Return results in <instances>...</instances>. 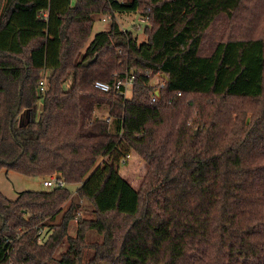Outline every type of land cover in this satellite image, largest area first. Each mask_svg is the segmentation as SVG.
I'll return each instance as SVG.
<instances>
[{
	"label": "trees",
	"instance_id": "16d2710c",
	"mask_svg": "<svg viewBox=\"0 0 264 264\" xmlns=\"http://www.w3.org/2000/svg\"><path fill=\"white\" fill-rule=\"evenodd\" d=\"M129 76V97L94 87ZM1 169L65 185L0 191V264H264V0H0Z\"/></svg>",
	"mask_w": 264,
	"mask_h": 264
},
{
	"label": "rangeland",
	"instance_id": "374dc122",
	"mask_svg": "<svg viewBox=\"0 0 264 264\" xmlns=\"http://www.w3.org/2000/svg\"><path fill=\"white\" fill-rule=\"evenodd\" d=\"M75 0H72V3L74 4ZM116 19L119 23V25L124 29H130L133 30L134 35L137 37L138 42H143L146 40V34L144 33L143 29H134L135 25H139V27H143L145 25V22L141 20V17L138 12L130 11V12H117ZM93 26L92 30L89 36L88 41H90L94 35L102 30H105L109 27L110 19L108 16L103 15H93ZM214 35L212 36L210 34L209 40L210 42L214 39ZM47 76L48 72L44 71L42 73V77L46 83L47 87ZM162 77H158V75H154L151 78L150 84L154 87V91L158 88V83L160 82V79ZM46 89V88H45ZM126 95L129 97L131 95V91L128 90ZM20 124H24L29 119L28 111L23 110L20 114ZM197 130L195 131V133ZM147 164L146 162L138 156L134 151H129V156L127 157V160L124 164L119 165V172L120 174L126 178V180L131 184L133 188H138L139 184L146 172ZM50 176V175H48ZM47 177V176H45ZM45 177H29L25 176L23 174H20L18 172L12 171V170H6L1 169L0 170V191L10 200H14L17 197V194L24 190H34V191H40V190H49L51 187L44 186L42 184V180ZM78 184H68L67 187L73 192V198H77L75 195V189L77 188ZM78 199V198H77ZM81 207L77 213V217H86L90 218L93 217L92 212V206L88 201L85 200H79ZM68 203V202H67ZM67 203L65 202L63 204L64 207H66ZM60 219V215L55 216V222ZM78 219V218H76ZM76 219H72L69 223V233L74 234L75 233V227H76ZM91 238H98L99 240L101 237H97L94 233L91 232L90 234ZM38 239V237H37ZM66 243H62L58 250L56 251L55 255L58 256L59 253L63 252L66 249ZM88 257L87 254L84 256L83 263L87 261Z\"/></svg>",
	"mask_w": 264,
	"mask_h": 264
},
{
	"label": "built area",
	"instance_id": "2783aa9c",
	"mask_svg": "<svg viewBox=\"0 0 264 264\" xmlns=\"http://www.w3.org/2000/svg\"><path fill=\"white\" fill-rule=\"evenodd\" d=\"M158 77H162L161 76V73H158L157 74ZM133 77L132 76H129L127 78H120V79H117L113 82H105V81H101V80H96L94 82V87L100 91H110V90H115L117 91L118 93H122L124 96L127 97L126 93L128 90H131V87H132V84H133ZM166 80L165 78H161L160 79V82L158 83V88L156 90H160V88H162L165 84ZM46 88L45 86V81L44 79L40 82V85H39V90L40 91H44V89ZM155 96H158V94H155V91H154V95L152 96V100H155ZM106 119H109L108 117ZM129 156V153L126 154L120 161V164H124L127 160V157ZM42 184L44 186H48V187H57V186H64L65 185V182L61 179V178H58L56 176V174H52L50 176H47L45 177L43 180H42ZM43 231L44 229H39L38 230V239L40 240L41 237H42V234H43Z\"/></svg>",
	"mask_w": 264,
	"mask_h": 264
},
{
	"label": "water",
	"instance_id": "95a60500",
	"mask_svg": "<svg viewBox=\"0 0 264 264\" xmlns=\"http://www.w3.org/2000/svg\"><path fill=\"white\" fill-rule=\"evenodd\" d=\"M94 59H95V57H94L93 59H91V60H88V61L84 62V65H85V66L88 65V64H89L90 62H92ZM161 76H162L163 78H165V80H167V76H166L164 73H161ZM155 94H159V91H158V90H155Z\"/></svg>",
	"mask_w": 264,
	"mask_h": 264
},
{
	"label": "crops",
	"instance_id": "0c3cea01",
	"mask_svg": "<svg viewBox=\"0 0 264 264\" xmlns=\"http://www.w3.org/2000/svg\"><path fill=\"white\" fill-rule=\"evenodd\" d=\"M131 91V90H130ZM128 97V96H127ZM27 111V110H26ZM105 118H107L106 116H104Z\"/></svg>",
	"mask_w": 264,
	"mask_h": 264
}]
</instances>
